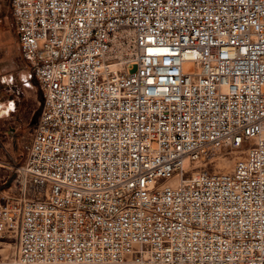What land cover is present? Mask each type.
<instances>
[{"label": "built area", "instance_id": "built-area-1", "mask_svg": "<svg viewBox=\"0 0 264 264\" xmlns=\"http://www.w3.org/2000/svg\"><path fill=\"white\" fill-rule=\"evenodd\" d=\"M9 9L42 91L0 194L11 264H264V0Z\"/></svg>", "mask_w": 264, "mask_h": 264}, {"label": "rangeland", "instance_id": "rangeland-1", "mask_svg": "<svg viewBox=\"0 0 264 264\" xmlns=\"http://www.w3.org/2000/svg\"><path fill=\"white\" fill-rule=\"evenodd\" d=\"M15 34L9 0H3L0 10V102L9 107V113L0 122V194L9 189L14 169L24 159V144L30 138L42 97L39 83L19 52ZM236 154L238 152H221L207 166L209 170H229ZM13 252V242L0 237V264H11Z\"/></svg>", "mask_w": 264, "mask_h": 264}, {"label": "crops", "instance_id": "crops-1", "mask_svg": "<svg viewBox=\"0 0 264 264\" xmlns=\"http://www.w3.org/2000/svg\"><path fill=\"white\" fill-rule=\"evenodd\" d=\"M2 6H3V0H0V10L2 9ZM3 11V10H2ZM16 36V34H15ZM16 42H17V38H16ZM17 47L19 49V46H18V42H17ZM20 52V50H19ZM9 113V107L4 105L2 102H0V122L3 121L4 117L6 115H8ZM35 123V122H34ZM34 125V124H33ZM33 127V126H32Z\"/></svg>", "mask_w": 264, "mask_h": 264}]
</instances>
